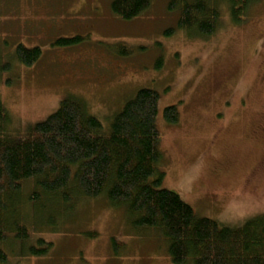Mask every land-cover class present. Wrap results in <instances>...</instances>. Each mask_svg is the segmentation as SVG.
Wrapping results in <instances>:
<instances>
[{
  "label": "rangeland",
  "instance_id": "obj_1",
  "mask_svg": "<svg viewBox=\"0 0 264 264\" xmlns=\"http://www.w3.org/2000/svg\"><path fill=\"white\" fill-rule=\"evenodd\" d=\"M112 1L0 0V62L8 64L0 101L13 136L68 96L83 100L107 129L138 90L152 89L161 187L224 227L264 214V0H251L239 22L220 4L218 28L205 38L178 28L179 12L167 0H151L132 20L116 17ZM18 44L38 47L40 58L20 63ZM170 106L175 124L163 119ZM74 204L59 212L48 201L55 219L46 226L54 230L38 236L52 247L20 264H172L159 231H135L124 206L104 196Z\"/></svg>",
  "mask_w": 264,
  "mask_h": 264
},
{
  "label": "trees",
  "instance_id": "obj_2",
  "mask_svg": "<svg viewBox=\"0 0 264 264\" xmlns=\"http://www.w3.org/2000/svg\"><path fill=\"white\" fill-rule=\"evenodd\" d=\"M167 1L169 11L179 12L178 28L199 38L216 32L220 4H226L232 21L239 22L251 2ZM150 2L113 0L110 9L116 17L132 20ZM14 54L30 66L41 50L18 44ZM7 69L8 64L0 62V74ZM158 101L154 90H138L104 129L83 100L68 96L45 120L15 136L0 101V264H20L48 253L52 243L38 236L54 230L49 228L55 216L47 215L48 201L60 212L78 199L100 196L114 208L124 206L135 231H159L172 264H264V214L239 228L224 227L198 217L176 193L161 187ZM178 116L174 106L163 111L168 124L177 123ZM25 190L29 193L22 199Z\"/></svg>",
  "mask_w": 264,
  "mask_h": 264
},
{
  "label": "flooded vegetation",
  "instance_id": "obj_3",
  "mask_svg": "<svg viewBox=\"0 0 264 264\" xmlns=\"http://www.w3.org/2000/svg\"><path fill=\"white\" fill-rule=\"evenodd\" d=\"M220 171H222L221 169H220ZM223 172H220V174H222ZM216 176H217V174H216Z\"/></svg>",
  "mask_w": 264,
  "mask_h": 264
}]
</instances>
